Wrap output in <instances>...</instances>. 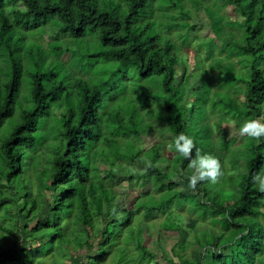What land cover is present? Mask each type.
Returning a JSON list of instances; mask_svg holds the SVG:
<instances>
[{"label": "trees", "instance_id": "trees-1", "mask_svg": "<svg viewBox=\"0 0 264 264\" xmlns=\"http://www.w3.org/2000/svg\"><path fill=\"white\" fill-rule=\"evenodd\" d=\"M202 8L210 63L193 57L191 87L171 32L189 43ZM247 121L264 124V0H0V264H162L155 226L186 233L170 249L159 236L167 264H264V134ZM160 125L170 159L165 136L142 145ZM198 154L219 169L193 188Z\"/></svg>", "mask_w": 264, "mask_h": 264}, {"label": "rangeland", "instance_id": "rangeland-1", "mask_svg": "<svg viewBox=\"0 0 264 264\" xmlns=\"http://www.w3.org/2000/svg\"><path fill=\"white\" fill-rule=\"evenodd\" d=\"M190 5L191 4L189 2L188 6H190ZM224 12H225V17H226L225 19H227L229 21L230 20H234V21H240L241 20V16L235 11L234 7L230 6L227 9H225ZM191 21L195 25V28L192 30L193 38H191L189 43H186V41L183 38H180L178 36V34L175 32V30H173L171 32V36H172V39H173L174 43H176V47H178V49L180 50L181 53L186 55V59L188 61L187 73H188L189 78H190V80L187 82V86L191 85V87H192L194 81H196L197 83L201 82L199 78L196 79L197 76H193V74H192V73L195 74V67L194 66L196 65L193 57L197 53H199L200 56L199 57L197 56L195 58V60H197V62H200V61L203 62L204 61L203 65H202V63H201V65L205 69L208 67V65L210 63L207 60H203L202 61L201 58L202 57L204 58L206 56V47H204V48L200 47L198 42H201L205 37L213 36V30L211 29V25L209 23V19H208L207 15L204 13L203 8L197 14L194 13ZM55 37H57V28L52 29V35L51 36H49V35L45 36V38H44V40L42 42L43 46L46 49H48V41L50 39L55 38ZM75 43H76V45H77L76 47L78 49H81V48H84L85 46L87 47L88 45H90L84 39L76 40ZM69 57H70V55H69V52L67 51V52H65L62 55V60L64 62H67L69 60ZM185 73H186V71H185ZM196 73H198V75H201V76L204 75V71H202L201 69L198 70ZM211 73H212V78H211V81H210L211 82V86H212L211 95L213 96L214 95L213 91L220 90V87H218L219 81L217 80L216 73L215 72H211ZM237 73L239 74L240 72L238 71ZM178 74H179L178 80H180L182 78V75L184 74V69H183L182 66L178 67ZM188 95L190 96V99L194 98V93L193 92L192 93L189 92ZM209 106H210V102L207 104V107H209ZM210 112H211V122H214L215 120L219 119L218 109H214L213 111H210ZM152 119H153V121L155 120L154 118H152ZM227 135L228 136L233 135V136H235L237 138L240 137V133L236 130V128H231V127L228 128ZM162 136H165L168 139L163 144L164 145L163 146V154L168 156V158L170 159L169 156L171 155L172 144H171V142L169 143V140H172V136L167 133V131L164 128V126L160 125L155 131H151L149 134L143 135V137H142V141H143L142 145L146 149L151 147V146H153V145H156V144H158L159 142L162 141ZM240 141H241V139L239 138L238 142H240ZM144 164H145V160L144 159H139L136 162V166L138 168L144 167ZM162 165L164 167H166L168 165V161L162 162ZM124 175L125 174L122 171H120V172H118V174H116L117 179H119V181L121 179H123L120 182L118 180H116V181L119 182L120 187L123 190L127 186V181H126V178H125ZM181 185H182V181H181ZM188 221L194 222V220L192 218L190 220H188ZM187 225H188V223H187ZM204 227H207V226H205V225L201 226L200 225L198 227V229H201V228H204ZM183 231H184V228L183 229H176V230H160L159 227L155 226V227H152V230H150L149 233L147 234V238L145 239L144 243L147 246H149L150 248H152L153 250H155V252L159 256V261H161L162 264H167L161 258V248L159 247L158 238H159V236H161L163 244H165L166 247L168 249H170L172 244H174L178 240L179 237L183 238V237L186 236V233L183 232Z\"/></svg>", "mask_w": 264, "mask_h": 264}, {"label": "clouds", "instance_id": "clouds-1", "mask_svg": "<svg viewBox=\"0 0 264 264\" xmlns=\"http://www.w3.org/2000/svg\"><path fill=\"white\" fill-rule=\"evenodd\" d=\"M241 131L248 133L249 135L260 136L264 134V124L258 121H247L242 125ZM176 148L178 151L188 156L191 152L192 141L183 135L176 139ZM191 166L197 169V174H193L190 177V185L194 188L198 180L205 178H211L215 180L219 165L217 160L210 155H199L191 160ZM259 180L260 189L264 191V178L256 177Z\"/></svg>", "mask_w": 264, "mask_h": 264}]
</instances>
